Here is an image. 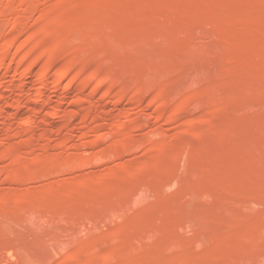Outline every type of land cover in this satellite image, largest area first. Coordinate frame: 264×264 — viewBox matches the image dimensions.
<instances>
[{
  "label": "rangeland",
  "instance_id": "rangeland-1",
  "mask_svg": "<svg viewBox=\"0 0 264 264\" xmlns=\"http://www.w3.org/2000/svg\"><path fill=\"white\" fill-rule=\"evenodd\" d=\"M0 264H264V0H0Z\"/></svg>",
  "mask_w": 264,
  "mask_h": 264
}]
</instances>
